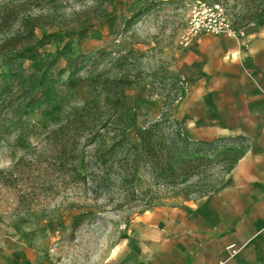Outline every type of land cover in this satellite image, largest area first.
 <instances>
[{
  "label": "rangeland",
  "instance_id": "374dc122",
  "mask_svg": "<svg viewBox=\"0 0 264 264\" xmlns=\"http://www.w3.org/2000/svg\"><path fill=\"white\" fill-rule=\"evenodd\" d=\"M198 1L264 25V0H0V264L168 255L185 243L153 212L212 195L264 145L241 78L213 84L228 37L179 44Z\"/></svg>",
  "mask_w": 264,
  "mask_h": 264
},
{
  "label": "crops",
  "instance_id": "0c3cea01",
  "mask_svg": "<svg viewBox=\"0 0 264 264\" xmlns=\"http://www.w3.org/2000/svg\"><path fill=\"white\" fill-rule=\"evenodd\" d=\"M220 36V35H219ZM221 39L210 51L213 84L239 76L252 120L264 124V25ZM263 111V112H262ZM154 228L174 230L185 245L148 249V261L131 252L121 264H264V145L253 140L225 184L212 195L186 201L180 208L153 212ZM239 252L230 256L228 248Z\"/></svg>",
  "mask_w": 264,
  "mask_h": 264
},
{
  "label": "built area",
  "instance_id": "2783aa9c",
  "mask_svg": "<svg viewBox=\"0 0 264 264\" xmlns=\"http://www.w3.org/2000/svg\"><path fill=\"white\" fill-rule=\"evenodd\" d=\"M202 34L237 37L241 35V30L236 29L222 4L198 1L187 14L186 28L179 37V44L188 46ZM228 250L231 257L239 251L235 245H231Z\"/></svg>",
  "mask_w": 264,
  "mask_h": 264
},
{
  "label": "trees",
  "instance_id": "16d2710c",
  "mask_svg": "<svg viewBox=\"0 0 264 264\" xmlns=\"http://www.w3.org/2000/svg\"><path fill=\"white\" fill-rule=\"evenodd\" d=\"M39 19H28L24 22V27L28 31L29 36L35 37V29L39 26ZM39 47H43L46 43L43 40L38 41ZM5 49V44L0 45V51Z\"/></svg>",
  "mask_w": 264,
  "mask_h": 264
}]
</instances>
